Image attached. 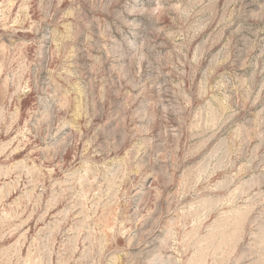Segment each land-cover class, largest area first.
<instances>
[{
  "label": "rangeland",
  "instance_id": "obj_1",
  "mask_svg": "<svg viewBox=\"0 0 264 264\" xmlns=\"http://www.w3.org/2000/svg\"><path fill=\"white\" fill-rule=\"evenodd\" d=\"M0 264H264V0H0Z\"/></svg>",
  "mask_w": 264,
  "mask_h": 264
}]
</instances>
